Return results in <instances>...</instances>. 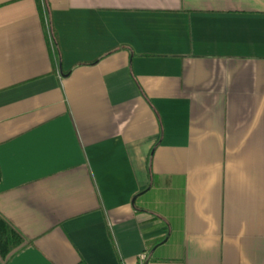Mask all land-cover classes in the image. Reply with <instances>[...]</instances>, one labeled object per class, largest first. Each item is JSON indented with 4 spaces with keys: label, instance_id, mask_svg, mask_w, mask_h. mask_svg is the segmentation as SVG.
<instances>
[{
    "label": "crops",
    "instance_id": "obj_1",
    "mask_svg": "<svg viewBox=\"0 0 264 264\" xmlns=\"http://www.w3.org/2000/svg\"><path fill=\"white\" fill-rule=\"evenodd\" d=\"M0 264H264V0H0Z\"/></svg>",
    "mask_w": 264,
    "mask_h": 264
},
{
    "label": "trees",
    "instance_id": "obj_2",
    "mask_svg": "<svg viewBox=\"0 0 264 264\" xmlns=\"http://www.w3.org/2000/svg\"><path fill=\"white\" fill-rule=\"evenodd\" d=\"M22 242V235L6 220L0 218V258L10 256Z\"/></svg>",
    "mask_w": 264,
    "mask_h": 264
},
{
    "label": "built area",
    "instance_id": "obj_3",
    "mask_svg": "<svg viewBox=\"0 0 264 264\" xmlns=\"http://www.w3.org/2000/svg\"><path fill=\"white\" fill-rule=\"evenodd\" d=\"M133 264H156L147 250L136 254Z\"/></svg>",
    "mask_w": 264,
    "mask_h": 264
}]
</instances>
